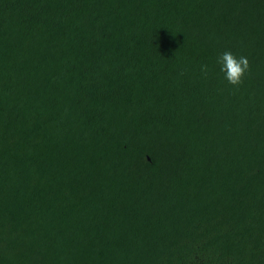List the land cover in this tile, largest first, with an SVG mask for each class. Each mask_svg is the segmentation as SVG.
I'll use <instances>...</instances> for the list:
<instances>
[{
    "label": "trees",
    "instance_id": "obj_1",
    "mask_svg": "<svg viewBox=\"0 0 264 264\" xmlns=\"http://www.w3.org/2000/svg\"><path fill=\"white\" fill-rule=\"evenodd\" d=\"M0 264H264V0H0Z\"/></svg>",
    "mask_w": 264,
    "mask_h": 264
},
{
    "label": "clouds",
    "instance_id": "obj_2",
    "mask_svg": "<svg viewBox=\"0 0 264 264\" xmlns=\"http://www.w3.org/2000/svg\"><path fill=\"white\" fill-rule=\"evenodd\" d=\"M216 64L219 66V71L223 73V78L228 84L238 86L250 71V61L246 55L236 54L230 50L221 52L216 57ZM208 65L202 64L200 66V73L202 77L208 75Z\"/></svg>",
    "mask_w": 264,
    "mask_h": 264
}]
</instances>
